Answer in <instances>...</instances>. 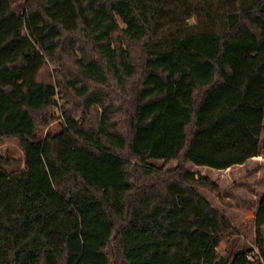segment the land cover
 <instances>
[{
    "label": "trees",
    "instance_id": "16d2710c",
    "mask_svg": "<svg viewBox=\"0 0 264 264\" xmlns=\"http://www.w3.org/2000/svg\"><path fill=\"white\" fill-rule=\"evenodd\" d=\"M1 107L0 264H264L186 167L264 154V0H0Z\"/></svg>",
    "mask_w": 264,
    "mask_h": 264
},
{
    "label": "rangeland",
    "instance_id": "374dc122",
    "mask_svg": "<svg viewBox=\"0 0 264 264\" xmlns=\"http://www.w3.org/2000/svg\"><path fill=\"white\" fill-rule=\"evenodd\" d=\"M189 22L194 23L195 18L191 17L189 19ZM67 66H70V62H68ZM49 67L52 68V64ZM2 111L3 107L0 108V112ZM56 114L59 113L56 112ZM62 124V119H56L45 126H41L38 130V136L43 137L47 133H58L61 130ZM0 155L7 156L14 160V165L12 166V169H10L11 171H20L25 167L23 151L16 138L2 137L0 139ZM150 163L156 166H160L162 164V160L150 159ZM175 165L176 162H171L168 164V167H174ZM186 167L191 171L208 176L212 181H214L218 185L219 190H213L205 185L193 184V187L200 191L199 193H201V195L204 197H208L210 191H219L221 193L226 194H236L239 198H241L249 196L246 191L250 189H254L258 193L264 190L263 153L260 154L259 158H253L243 165L234 167L232 171L227 174L216 171L214 168L201 165H193L190 162L186 163ZM236 204H238L237 200ZM233 226L236 229V232L238 233L239 244H243L244 246L248 247H252L253 245L256 246L255 229L252 224H234ZM224 246V241L220 242L217 248L220 254L223 253ZM83 254H85L84 249Z\"/></svg>",
    "mask_w": 264,
    "mask_h": 264
},
{
    "label": "crops",
    "instance_id": "0c3cea01",
    "mask_svg": "<svg viewBox=\"0 0 264 264\" xmlns=\"http://www.w3.org/2000/svg\"><path fill=\"white\" fill-rule=\"evenodd\" d=\"M253 158L255 159V157L249 158L243 164L247 163ZM243 164L233 165L226 169H215V170L227 174L230 171H232L234 167H237ZM246 192L247 194H249V196L239 198L236 194L233 195V194L221 193L219 191L218 192L210 191V193L208 194V197H205V199L208 200V202L213 207L222 211L226 215V217L229 219L232 225L234 224L242 225V224L250 223L254 226V229H256L254 217H255L256 210L259 206L261 196L264 193V190L258 193L254 189H250ZM236 200L238 201V204H236ZM260 229H261V232L263 233L264 226H262ZM252 247H256V246L253 245Z\"/></svg>",
    "mask_w": 264,
    "mask_h": 264
},
{
    "label": "built area",
    "instance_id": "2783aa9c",
    "mask_svg": "<svg viewBox=\"0 0 264 264\" xmlns=\"http://www.w3.org/2000/svg\"><path fill=\"white\" fill-rule=\"evenodd\" d=\"M253 250H254V253H257L258 252V248L257 247H253ZM246 258L247 259H250V260L253 259L252 255L250 253H247L246 254Z\"/></svg>",
    "mask_w": 264,
    "mask_h": 264
}]
</instances>
